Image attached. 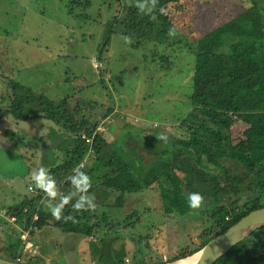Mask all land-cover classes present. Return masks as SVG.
<instances>
[{
    "label": "trees",
    "instance_id": "obj_1",
    "mask_svg": "<svg viewBox=\"0 0 264 264\" xmlns=\"http://www.w3.org/2000/svg\"><path fill=\"white\" fill-rule=\"evenodd\" d=\"M180 1L158 0L157 9L163 7L166 14L157 10L155 20L140 14L135 4H127L124 11L129 35L134 31L140 38L149 36L160 44L172 41L194 56L191 108L180 119L187 130L185 137L168 136L165 143L158 141L155 134L144 131L132 133L128 145L122 143L123 137L109 140L104 132L97 130L101 122L93 121L82 111V106L90 103L81 102L76 92L55 99L17 81L9 82L8 96L3 99L4 105L0 103V121L9 115L21 121L45 118L62 130L51 126L48 133L51 149L63 155L56 156L55 162L46 168L55 178L60 195H68L65 191L72 185L67 178L91 148L94 151L86 167L81 168L97 179L90 192L96 190L107 197L115 194L114 206L123 207L127 194L142 195L147 189L157 190L164 216L174 220L176 230L185 240L170 259H155L151 255L143 260L146 257L143 254L135 264H164L188 256L252 210L264 207V0H250L249 7L196 41L183 35L166 12L169 4ZM172 25L178 30L176 38L168 36ZM109 32L100 48L99 59L109 49L112 31ZM83 134L93 141L83 139ZM194 192L205 198L198 210L188 204V195ZM44 200L45 193L37 189L21 204L7 208V212L19 215L24 228L35 212H39V228L51 222L62 230L100 239L101 258L95 264L120 263L119 260L109 262L105 254L106 247L116 238L105 230L117 226L115 222H107L110 214L104 211L100 215L90 211L73 213L72 204L76 202L73 197L63 214L75 215L78 222L64 223L54 219L42 203ZM29 204L33 210L23 223L22 212ZM102 204L108 203L103 200ZM137 214L135 210L125 220L133 222ZM8 230L6 246L0 252L4 256L0 258L19 264H37L33 261L36 254L21 255L17 229L9 225ZM19 256H22L20 261ZM215 264H264V226Z\"/></svg>",
    "mask_w": 264,
    "mask_h": 264
},
{
    "label": "rangeland",
    "instance_id": "obj_2",
    "mask_svg": "<svg viewBox=\"0 0 264 264\" xmlns=\"http://www.w3.org/2000/svg\"><path fill=\"white\" fill-rule=\"evenodd\" d=\"M88 1L86 5L69 0H0V103L8 96L9 82L17 81L55 99L76 92L81 102L90 103L82 111L93 121H104L102 132L109 140L123 137L122 143L128 145L132 133L144 131L185 137L180 119L191 108L194 56L172 41L160 44L134 31L129 35L124 7L135 0ZM250 5V0H181L169 4L166 12L183 35L196 41ZM109 31V49L99 59ZM5 119L0 131L9 127L15 135L0 132V207L31 194V172L52 162L43 152L42 140L51 126L61 130L45 118ZM55 152L62 158L60 151ZM126 196L123 207L112 204L115 196L106 206L97 204L96 214H110L107 222L117 225L107 229L116 237L106 247L108 261L135 264L143 254V260L151 255L172 258L185 239L174 220L164 216L157 190ZM135 210L138 217L125 220ZM67 240L74 251L75 239ZM96 240L83 236L81 246H90L100 260L102 244ZM60 243L57 248L56 243L39 242V254L49 264H55L56 256L59 264H72L64 260L66 246Z\"/></svg>",
    "mask_w": 264,
    "mask_h": 264
},
{
    "label": "clouds",
    "instance_id": "obj_3",
    "mask_svg": "<svg viewBox=\"0 0 264 264\" xmlns=\"http://www.w3.org/2000/svg\"><path fill=\"white\" fill-rule=\"evenodd\" d=\"M158 0H135V7L138 12L142 15H148L151 19L155 20V12L158 10L160 14H166L165 9L160 7L157 9ZM178 30L175 25H172L168 30V36L170 38H176ZM126 43H131L129 37H125ZM158 141L168 142V136L165 133H161L156 136ZM82 166H77L73 169V175L67 179L75 188V192L69 193L68 195H60L57 182L55 178L44 168L33 169L31 172V180L34 182L35 187L45 193V207L50 211L51 215L57 221H63L64 223L72 222L77 223L75 215L69 214L64 215L63 210L67 206L73 197L76 198V202L72 204L73 213H82L84 211L95 212L97 205L95 203L94 195L89 194V190L92 187L91 177L84 171H81ZM57 197L59 201L57 202ZM204 196L198 192L190 193L188 195L189 207L193 210H198L204 203Z\"/></svg>",
    "mask_w": 264,
    "mask_h": 264
},
{
    "label": "crops",
    "instance_id": "obj_4",
    "mask_svg": "<svg viewBox=\"0 0 264 264\" xmlns=\"http://www.w3.org/2000/svg\"><path fill=\"white\" fill-rule=\"evenodd\" d=\"M4 99V98H3ZM2 99V100H3ZM1 100V102H2ZM4 102V100H3ZM10 116V115H9ZM8 116H5L1 121V125L4 124L3 121H5ZM29 121V120H28ZM1 131H5V133H10L11 135H15V132L11 131L9 129V127H6L4 129H2ZM0 131V132H1ZM7 131H10V132H7ZM4 133V134H5ZM2 141L3 138H2ZM44 143H43V147H44V154H48V157L51 158V164H53L56 160V153L51 149V142L48 141V138L45 139L43 138ZM13 143V141H12ZM45 148H48L49 151H46L45 152ZM45 159L46 158V155H45ZM50 165L47 166V168H49ZM91 179L93 180V182H91L92 184L96 183L97 182V179L90 176ZM31 183H34V182H31ZM75 188L71 187L70 189H68L67 191H65V193L69 194V193H72V192H75ZM89 194L90 195H94L95 197V203L96 205L98 204V207L100 206H106L109 204V199L113 198L115 196V194H112V195H109L110 197H107V196H102L100 193H98L96 190H93V191H89ZM31 195V194H30ZM27 196L28 198L30 197ZM26 196L22 197L19 201L13 203L12 205L8 204L7 206L5 205H2L0 207V209L2 208H9L10 206H15V205H18V204H21L23 199L25 198ZM77 197H75L76 199ZM113 199H116L115 197ZM103 200H106L108 204H102V201ZM125 200H128V197L126 196ZM111 203V202H110ZM112 204H115V201L112 203ZM97 209V208H96ZM96 212V211H95ZM103 212V211H102ZM0 223H4L6 226H7V232L5 233V237H7V234L9 233V230H8V223H6V220L5 219H0ZM107 231V229H106ZM105 231V232H106ZM107 233V232H106ZM108 234V233H107ZM84 235H82L81 233L79 232H76V231H65V230H62L61 228H58V227H55L52 225L51 222H49L48 224L44 225L43 227H41L37 232H35L33 235H32V240L34 242V245H35V248L37 249V253L36 255H34V258H33V261L37 264H46L47 263V260H45L39 253H40V245H39V242L42 244H48V243H56L57 244V248H58V244L60 243V245H65V251L67 252L66 255H67V258L68 259H65V261H69L71 262L72 264H95L96 261H95V255L91 250H89L90 246H81V240H82V237ZM75 239V246H74V251H71V248L70 246L66 243L68 240L67 239ZM39 246V248H38ZM73 254V255H72ZM106 256L108 255L107 252H105ZM59 257L56 256L55 257V264H59ZM94 260V261H93ZM97 260V258H96ZM57 261V262H56ZM49 264V263H47Z\"/></svg>",
    "mask_w": 264,
    "mask_h": 264
},
{
    "label": "water",
    "instance_id": "obj_5",
    "mask_svg": "<svg viewBox=\"0 0 264 264\" xmlns=\"http://www.w3.org/2000/svg\"><path fill=\"white\" fill-rule=\"evenodd\" d=\"M264 226V207L252 210L224 232L216 235L198 251L164 264H215L234 246ZM0 264H19L0 258Z\"/></svg>",
    "mask_w": 264,
    "mask_h": 264
},
{
    "label": "built area",
    "instance_id": "obj_6",
    "mask_svg": "<svg viewBox=\"0 0 264 264\" xmlns=\"http://www.w3.org/2000/svg\"><path fill=\"white\" fill-rule=\"evenodd\" d=\"M97 130L99 131H104L106 130V126H104V121H102ZM83 139H87L88 142H92L93 139L88 137L86 134L82 135ZM93 148L90 149V151L88 152L87 157L80 163L79 166H82L81 168L86 167L87 161H88V157L90 156L91 153H93ZM29 191L31 193V196L34 195L36 193V187L32 184L29 185ZM33 210L32 205H27L26 207H24L23 212H22V216H23V223H26V216L29 215V213ZM0 219H5L6 223H8V225H11L12 228H16L18 231V238L21 241V247H20V253L21 255H24L26 253H31V254H36L37 253V249L35 248L34 242L32 240V235L33 233L37 232L40 228L37 225V222L40 219V214L39 212H35V214L33 215V218L31 219L30 222L27 223V228H24V226L22 224H20L21 222H19V215L17 214H9L7 212V208H2L0 209ZM7 232V226L4 223H0V252L5 248L6 246V239L7 237H5V233ZM95 238V237H94ZM22 259V256L18 257V261H20ZM122 264V263H119Z\"/></svg>",
    "mask_w": 264,
    "mask_h": 264
}]
</instances>
